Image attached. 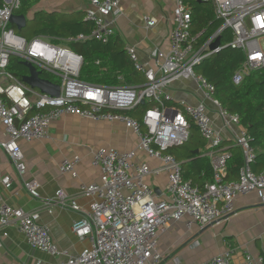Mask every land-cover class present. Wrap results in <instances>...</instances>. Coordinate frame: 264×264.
Wrapping results in <instances>:
<instances>
[{
	"label": "built area",
	"instance_id": "built-area-1",
	"mask_svg": "<svg viewBox=\"0 0 264 264\" xmlns=\"http://www.w3.org/2000/svg\"><path fill=\"white\" fill-rule=\"evenodd\" d=\"M173 27L169 34V49L153 47L148 55L152 65L139 61L135 49L126 47L133 68L144 77L138 85H99L78 78L82 64L80 55L50 38L34 36L31 39L18 35L9 25L13 11L20 0H2L0 7V125L6 139L0 147L7 153L17 174L22 177L26 166L18 141L26 142L48 138L51 123L66 114L98 121L118 120L128 125L138 138V147L147 158L163 164L167 171L165 197L156 199L155 190L144 181L150 169L146 162L137 161L131 152L113 148H96L91 153V164L100 170V183H80V193L93 195L88 211H82L72 223V231L79 239H88L90 246L75 256L53 264H160L162 254L157 250L158 234L172 223L189 217L186 222L204 228L221 221L234 211L236 197L252 192L259 193L264 203V169L252 170L256 159L250 145V135L241 127L234 138V146L241 150L243 162L238 178L227 180L226 166L230 152L223 147L222 135L216 130L202 103L192 105L184 101L172 103L167 88L178 79H191L203 89V98L219 109L227 124H239L235 113H228L214 97V86L204 76L194 71V66L204 58L230 46L244 54V60L231 75L234 85H239L252 72L264 73V0H171ZM211 3L217 29L198 44L203 31L191 35L190 2ZM85 19L93 23L88 34L68 37L67 41L95 39L106 42L115 35L113 26L105 22L106 15L121 13L118 0H88ZM146 27L154 25L153 19L144 18ZM231 35L222 45L221 37ZM66 41V39L64 40ZM217 43L216 46H213ZM12 56L26 61L37 71L57 79L59 96L41 93L9 73L6 68ZM149 103L140 120L115 111H126L137 105ZM35 108L34 112L31 110ZM191 121L204 140L203 157L209 160L213 181L203 189L183 180L182 165L167 150L184 144L189 138ZM80 157L63 158L58 169L78 177L75 170ZM5 188L11 184L7 174H1ZM27 194L39 198L38 182L34 178L23 180ZM54 202L80 211L73 199H68L59 189ZM16 225L30 247L49 255H58L49 228L39 221L37 212L24 211L0 201V225ZM1 246V245H0ZM230 247L210 256L198 264H231ZM245 264H263L261 256L244 252Z\"/></svg>",
	"mask_w": 264,
	"mask_h": 264
},
{
	"label": "crops",
	"instance_id": "crops-1",
	"mask_svg": "<svg viewBox=\"0 0 264 264\" xmlns=\"http://www.w3.org/2000/svg\"><path fill=\"white\" fill-rule=\"evenodd\" d=\"M118 3L121 13L116 17L106 15L102 19L113 26L124 48L132 47L139 61L152 65L148 55L153 47L163 51L169 49L168 39L173 27L172 1L118 0ZM88 6V0H37L30 15L39 10L85 13ZM145 17L153 19L154 25L146 27ZM167 94L172 104L180 101L192 105L202 103L213 127L222 135L223 147L230 149L234 146V138L241 126L227 124L221 118L219 109L203 98V89L198 83L191 79H178L168 86ZM4 139L6 133L0 125V140ZM18 143L26 172L20 177L9 156L0 147V172L11 178L8 188L0 181V201L24 211L37 212L39 221L49 228L52 241L60 253L49 255L34 249L16 225H0V264H53L68 256H75L90 246L88 239H79L73 233L72 223L80 218L82 211L89 210V204L94 199L93 195L80 193V183H100V170L91 164V153L96 148L131 152L135 160L146 162L150 169H159L158 173L146 175L144 181L155 190L156 199L165 197L167 171L160 161L146 157L138 147L137 136L124 122L91 121L75 114H66L51 123L48 138L29 142L19 140ZM203 149L204 146L196 150L202 155ZM74 155L80 157L75 166L77 178L58 169L63 158L72 159ZM179 161L182 164L183 160ZM29 178L38 182L39 198H33L25 191L23 180ZM59 189L68 199L75 201L80 211L53 201ZM188 220L189 217L185 216L159 232L157 250L163 256L160 264H198L228 247L233 249L231 264H245V251L254 257L264 255V203L260 202L256 191L236 197L234 211L212 225L199 228L191 224L188 227Z\"/></svg>",
	"mask_w": 264,
	"mask_h": 264
},
{
	"label": "trees",
	"instance_id": "trees-1",
	"mask_svg": "<svg viewBox=\"0 0 264 264\" xmlns=\"http://www.w3.org/2000/svg\"><path fill=\"white\" fill-rule=\"evenodd\" d=\"M37 0H20L19 8L13 11L14 15H24L26 23L19 27L10 23V27L26 39L42 35L52 38V42L67 46L72 52L82 58V64L78 78L80 80L99 84L117 85V78H123L122 83L126 85H138L144 82L143 75L133 68L132 62L126 54L123 43L116 35L102 42L95 39L83 41H63L65 38L78 34H88L93 23L85 19L82 11L73 13H62L58 11L45 12L35 11L32 16L31 10ZM3 2L0 0V7ZM191 10V35L200 31L198 44H201L220 25L215 19L211 3L198 1L190 2ZM231 40L228 33L222 36L220 43L225 45ZM244 60V54L239 49L224 46L222 49L207 58H204L194 66V71L204 76L214 86V97L219 101L221 107L228 113H235L239 117V124L250 135V145L255 150L256 159L252 164V170L259 172L264 169V73L256 71L246 76L239 85H234L231 75ZM6 70L21 79L28 73V69L22 61L12 56ZM42 78L52 82L57 79L44 71L40 73ZM175 106L176 104L168 103ZM149 103L137 105L126 111H115V113L127 114L136 119L141 118ZM35 108L31 110L34 112ZM190 122L188 140L179 146L169 148L167 151L182 162V178L189 180L193 185L201 189L213 181L212 169L209 160L194 150L204 146V140L199 135L197 127ZM198 134V136L196 135ZM230 157L227 160V180L238 178V172L242 166L243 157L238 146L227 149ZM264 264V255H263Z\"/></svg>",
	"mask_w": 264,
	"mask_h": 264
},
{
	"label": "water",
	"instance_id": "water-1",
	"mask_svg": "<svg viewBox=\"0 0 264 264\" xmlns=\"http://www.w3.org/2000/svg\"><path fill=\"white\" fill-rule=\"evenodd\" d=\"M26 20L27 19L24 15L12 14L10 17V23L11 22L15 23L19 27L24 26L26 23ZM216 45L217 43H214L213 46H216ZM22 63L28 69V73L21 78V80L25 84H27L33 89H37L41 93L48 94L50 96H55V97L59 96L60 87L58 84L53 83L52 81L48 79L42 78L40 72L37 71L35 67L32 66L30 63L26 61H23ZM140 103L143 104L144 101L142 100ZM194 152H197V150H195Z\"/></svg>",
	"mask_w": 264,
	"mask_h": 264
}]
</instances>
